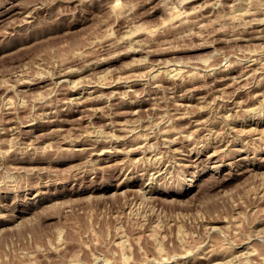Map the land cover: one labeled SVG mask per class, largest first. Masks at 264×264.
Wrapping results in <instances>:
<instances>
[{
    "label": "rangeland",
    "instance_id": "rangeland-1",
    "mask_svg": "<svg viewBox=\"0 0 264 264\" xmlns=\"http://www.w3.org/2000/svg\"><path fill=\"white\" fill-rule=\"evenodd\" d=\"M0 12V264H264V0Z\"/></svg>",
    "mask_w": 264,
    "mask_h": 264
},
{
    "label": "bare ground",
    "instance_id": "bare-ground-1",
    "mask_svg": "<svg viewBox=\"0 0 264 264\" xmlns=\"http://www.w3.org/2000/svg\"><path fill=\"white\" fill-rule=\"evenodd\" d=\"M9 10H10V9H9ZM11 10H12V9H11ZM5 12H6V11H5ZM0 13H1V12H0ZM2 13H3V12H2ZM7 14H9V13H7ZM175 15H176V16H180V15H181V12L176 11V12H175ZM6 16H7V15H6ZM250 59H251V58H250ZM249 64H250V63H249ZM246 66H247V65H246ZM232 69H233V68H232ZM257 69H258V68H257ZM227 70H228V69H227ZM230 70H231V69H230ZM241 70H243V69H241ZM248 70H249V69H248ZM251 70H252V69H251ZM255 70H256V69H255ZM234 72H235V71H234ZM247 73H248V72H244L243 74H240V75H238V76H239V78L242 79L244 76L247 77V76H246ZM248 74H249V73H248ZM252 74H253V73H252ZM256 74H257V72H256ZM230 75H231V74H230ZM65 76H66V75H65ZM231 77H232V76H231ZM234 77H235V76H234ZM65 78H66V77H65ZM68 79H69V78H68ZM228 79H229V78H228ZM241 79H240V80H241ZM235 80H236V79H235ZM240 80H239V81H240ZM218 81H219V80H218ZM221 81H222V80H221ZM239 81L237 80V82H239ZM234 82H235V81H234ZM150 85H151V84H150ZM73 87H74V86H73ZM156 88H157V87H156ZM73 89H74V88H73ZM77 95H78V94H77ZM81 95H82V94H81ZM78 96H79V95H78ZM80 97H81V96H80ZM95 98H96V97H95ZM189 99H190V98H189ZM75 100H76V99H75ZM84 100H85V101H82V100H81L82 103H80V104L83 105V107H84V106H86V107L89 106L90 103H89L88 101H90V100H89V99L87 100L86 97H85ZM77 102H78V101H77ZM79 102H80V101H79ZM141 104H142V103H141ZM141 104H140V105H141ZM78 107H79V103H78ZM88 108H89V107H88ZM88 108H86V109H88ZM77 110H78V109H77ZM179 113H180V112H179ZM185 115H186V114H185ZM182 116H183V115H182ZM258 118H259V117H258ZM252 121H253V120H252ZM199 122H200V121H199ZM194 124H195V123H194ZM197 124H198V123H197ZM262 125H263V124H262ZM197 126H198V125H197ZM25 133H26V132H25ZM25 137H26V136H25ZM111 140H112V139H111ZM111 142H112V141H111ZM114 143H115V142H114ZM172 143H173V142H172ZM206 146H207V145H206ZM94 147H95V146H94ZM110 149H111V148H110ZM112 149H113V148H112ZM104 151H105V149H104ZM97 152H98V151H97ZM101 152H102V151H101ZM213 152H214V151H213ZM215 152H216V151H215ZM217 152H218V151H217ZM102 153H103V152H102ZM191 154H192V153H191ZM214 154H215V153H214ZM216 154H217V153H216ZM211 156H212V155H211ZM189 159H190V158H189ZM191 159H192V158H191ZM195 159H196V158H195ZM195 162H196V161H195ZM187 165H188V164H187ZM194 166H195V165H194Z\"/></svg>",
    "mask_w": 264,
    "mask_h": 264
}]
</instances>
